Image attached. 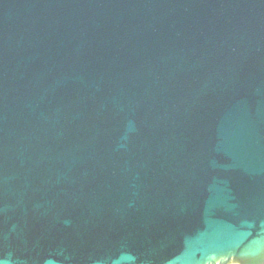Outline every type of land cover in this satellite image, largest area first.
I'll return each instance as SVG.
<instances>
[{
    "label": "water",
    "instance_id": "water-1",
    "mask_svg": "<svg viewBox=\"0 0 264 264\" xmlns=\"http://www.w3.org/2000/svg\"><path fill=\"white\" fill-rule=\"evenodd\" d=\"M264 262V0H0V264Z\"/></svg>",
    "mask_w": 264,
    "mask_h": 264
}]
</instances>
